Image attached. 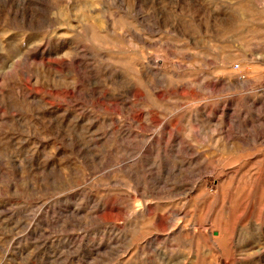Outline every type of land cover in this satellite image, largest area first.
Segmentation results:
<instances>
[{
    "label": "rangeland",
    "instance_id": "1",
    "mask_svg": "<svg viewBox=\"0 0 264 264\" xmlns=\"http://www.w3.org/2000/svg\"><path fill=\"white\" fill-rule=\"evenodd\" d=\"M0 264H264V0H0Z\"/></svg>",
    "mask_w": 264,
    "mask_h": 264
},
{
    "label": "bare ground",
    "instance_id": "2",
    "mask_svg": "<svg viewBox=\"0 0 264 264\" xmlns=\"http://www.w3.org/2000/svg\"><path fill=\"white\" fill-rule=\"evenodd\" d=\"M139 66V65H138ZM141 211V210H140Z\"/></svg>",
    "mask_w": 264,
    "mask_h": 264
}]
</instances>
